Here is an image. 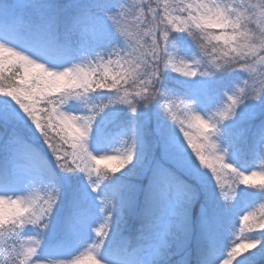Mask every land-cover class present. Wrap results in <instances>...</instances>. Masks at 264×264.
Listing matches in <instances>:
<instances>
[{"label":"snow or ice","instance_id":"6c2138e0","mask_svg":"<svg viewBox=\"0 0 264 264\" xmlns=\"http://www.w3.org/2000/svg\"><path fill=\"white\" fill-rule=\"evenodd\" d=\"M257 202L264 0H0V264H258Z\"/></svg>","mask_w":264,"mask_h":264},{"label":"rangeland","instance_id":"374dc122","mask_svg":"<svg viewBox=\"0 0 264 264\" xmlns=\"http://www.w3.org/2000/svg\"><path fill=\"white\" fill-rule=\"evenodd\" d=\"M132 2H133V0H132ZM191 131H192L193 134L195 133V129L194 128ZM182 135L183 134L181 133V136ZM106 163L107 164H114L115 161H102V164H106ZM257 163L259 164L260 162L258 161ZM250 170H255V169H250ZM253 179H255L256 182L259 181V177H256V178H253ZM240 186L241 187H247L246 185H240ZM247 211H255L256 215L259 216L262 212H264V202H257L252 209H247V210H243V211L239 212V214L235 217V221H236V223H235V230L236 231L234 233L235 237L239 236V228H240L239 221H240V218L242 216H244ZM99 226H100L99 222H97V224L94 225V227H99ZM92 235L94 236L95 233L93 232ZM248 242L249 241H247V240L236 239V243H240V244L246 245ZM91 243H92V241L89 240L88 244H91ZM234 246H235L234 244L229 243L228 247L224 249V255L221 257V261H219L218 264H222L223 260H227L228 259L227 252L230 251L231 248L234 247ZM77 257H80V264H91V261L86 258L87 257V245L74 250L71 255H68V256L57 255L56 259L58 261H65V260H75ZM258 264H264V260H261L260 262H258Z\"/></svg>","mask_w":264,"mask_h":264},{"label":"trees","instance_id":"16d2710c","mask_svg":"<svg viewBox=\"0 0 264 264\" xmlns=\"http://www.w3.org/2000/svg\"><path fill=\"white\" fill-rule=\"evenodd\" d=\"M130 2H132V0H130ZM252 2H255V0H252ZM261 260H259L258 262H260Z\"/></svg>","mask_w":264,"mask_h":264}]
</instances>
